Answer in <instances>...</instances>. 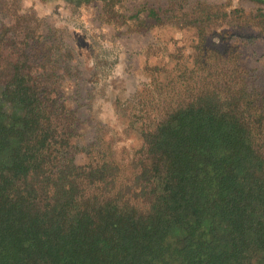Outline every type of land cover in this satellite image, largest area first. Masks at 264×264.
<instances>
[{
  "label": "trees",
  "instance_id": "16d2710c",
  "mask_svg": "<svg viewBox=\"0 0 264 264\" xmlns=\"http://www.w3.org/2000/svg\"><path fill=\"white\" fill-rule=\"evenodd\" d=\"M99 1L128 22L122 0ZM197 9L173 17L190 42L160 45L170 62L146 57L136 92L115 97L142 141L124 164L106 124L87 136L100 91L82 120L83 69L51 62L34 16L0 26V264H264V76L236 41L209 42L215 15Z\"/></svg>",
  "mask_w": 264,
  "mask_h": 264
},
{
  "label": "rangeland",
  "instance_id": "374dc122",
  "mask_svg": "<svg viewBox=\"0 0 264 264\" xmlns=\"http://www.w3.org/2000/svg\"><path fill=\"white\" fill-rule=\"evenodd\" d=\"M199 5H210L215 15L209 42L225 47L236 41L245 64L264 76V30L257 23L264 15V4L253 0H122L117 7L130 16L125 23L111 22L109 18L116 8L104 6L99 0L81 6L67 0H0V26L23 13L34 16L33 26L40 22L46 45H55L61 51L62 55L51 62L57 60L83 69L76 74L80 80L82 120L91 116L85 104L89 102V92L100 91L95 103L99 120L85 122L87 136H93L96 124H106L110 135L114 133L116 152L124 164L129 163L142 141L139 133L128 127L124 116L117 115L115 97L136 92L139 69L146 57L156 63L170 62L166 54L152 53L160 45H165L161 50L168 54L177 45L190 42L195 29L182 26L177 16L173 17L197 14ZM194 7L197 8L193 10ZM156 15L164 16V20H157ZM103 61H115V67L100 78L94 74V67ZM121 111L124 114L123 108Z\"/></svg>",
  "mask_w": 264,
  "mask_h": 264
}]
</instances>
